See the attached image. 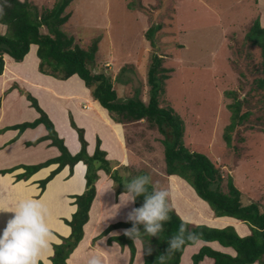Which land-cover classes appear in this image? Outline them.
<instances>
[{
    "label": "rangeland",
    "instance_id": "rangeland-1",
    "mask_svg": "<svg viewBox=\"0 0 264 264\" xmlns=\"http://www.w3.org/2000/svg\"><path fill=\"white\" fill-rule=\"evenodd\" d=\"M28 1L39 12L52 9L57 2ZM65 15L69 19L60 30L72 37L78 48L87 50L98 39L96 67L109 58L114 60L112 72L107 76L120 102L139 98L147 103V76L152 58L156 55L163 59V67L171 73L165 82L160 106L173 108L182 118L186 127L184 141L189 143L191 151L199 148V153L220 155L221 147L230 149L223 140L224 130L230 123L227 106L234 102L233 98L243 101L242 113L248 112L249 117L231 134L232 149H237L239 156L253 155L260 162L259 166L249 167L240 163L242 172L237 170L235 174L241 185H248L252 196L253 193L256 196L257 201L252 203L264 199L259 183L249 182L253 179L247 177L264 173L261 163L264 162V133L261 132L264 94L256 84L261 78V51L244 39L255 20L264 27V6L260 8L255 0H73L62 14ZM154 25L160 26L155 28L152 46L145 33ZM40 32L48 33L45 27ZM5 33L6 27L0 25V35ZM100 71L106 74L104 69ZM225 93L233 95L227 97ZM131 127V131L127 130V142L136 148L142 140L139 155L144 154L145 143L148 149L152 147L150 144L158 147L154 153L158 157L157 166L164 157L160 142L163 137L146 122ZM232 149L224 151L226 160L230 159L229 152L235 153ZM140 157L129 170L112 166L111 169L124 178L146 171L150 177L153 175L154 186L165 188L166 183L157 179L161 174L155 165L148 164L144 155ZM234 158L229 163L232 170L236 169Z\"/></svg>",
    "mask_w": 264,
    "mask_h": 264
},
{
    "label": "trees",
    "instance_id": "trees-1",
    "mask_svg": "<svg viewBox=\"0 0 264 264\" xmlns=\"http://www.w3.org/2000/svg\"><path fill=\"white\" fill-rule=\"evenodd\" d=\"M72 1L57 0L52 9H41L39 12L40 9L28 0H9V6L5 8V15L0 19V25H6V33L0 35V76L5 67L4 56H9L16 63H21L28 54L30 46H36V56L39 60L38 70L41 74L59 81H66L76 75L84 82L92 99L107 111L113 122L127 127L128 130H132L131 126L134 124L144 122L156 128L163 137L160 142L164 148V173L167 176H176L185 181L195 191L196 195L207 203L215 217L234 218L245 223L251 232L249 236L241 238L231 227L215 229L204 225H191L184 222L169 204L170 220L165 223L161 238L145 236L144 240L140 242L143 249V264H160L158 257L167 255L169 247L167 239L179 230L182 223L186 225L188 232L196 233L199 240L195 243L188 242L184 247L176 250L166 260V264H180L185 248L194 246L198 242H216L221 247L232 248L236 255L232 257L211 247L203 246L191 257L192 264H200L205 258L211 259L213 264H264V210L255 203L243 205L241 193L235 187L233 179L230 176L225 179L219 168L206 155L188 149L189 143L186 144L184 141L186 135L184 121L173 108L160 106V98L165 94V82L171 73V70L163 67V59L156 55L152 58L147 76L149 86L147 103L139 98L120 102L108 76L101 71L93 70L98 51V39H95L87 50H82L75 45L72 37H68L60 30L61 26L69 19V16H62V14ZM255 1L256 4H264V0ZM259 1L261 2L258 3ZM159 26L154 25L145 33L152 46L155 44L154 35L157 31L155 28ZM42 27L47 29V34H41L40 28ZM244 39L248 45L258 47L261 51V78L256 84L257 88L264 94V27H260L258 19L255 20ZM13 88L17 89V87ZM19 92L30 103L31 108L39 114V118L30 123L8 127L2 132L16 130L18 134H22L27 129H35L39 125H43L47 135L27 143V146H37L44 141H49L52 147L58 149L60 155L35 166L20 167L24 173L16 176V180L27 181L37 171L51 165H58L45 180L40 182L43 191L46 185L65 167H69L68 177L70 178L78 163L82 162L86 166L85 191L81 195L72 197L73 205L77 209L71 220L65 221L66 225L71 228V233L69 237L62 238L60 244L53 245L54 253L50 258L51 264H67L68 258L83 239V227L89 220V211L96 196L95 185L99 180L98 172L104 171L117 183V195L125 191L121 184L125 178L118 171H112L110 161L106 159L107 154L101 149L99 139L96 141L94 153L92 155L87 153L84 130L75 125L72 117H70V125L78 135L81 149L78 154L71 155L37 100L28 92L21 89ZM225 94L227 97L233 95V93ZM233 101L227 106L230 111V123L225 128L223 135L226 147L230 149H232L231 134L242 126L249 117L248 112L242 113L244 102L239 98H233ZM261 132L264 133V127ZM145 139H149V137L145 136ZM232 150L235 155H238L237 149L233 148ZM12 172L13 170L0 171V174L5 175ZM138 175L150 176L146 171ZM224 183L226 191L223 189ZM151 187L149 186V191H151ZM142 204L143 197H140L135 202L134 207H140ZM131 226V222L118 223L108 227L102 236L108 235L114 229H128ZM139 227L143 231V226ZM113 241L122 248L128 247L130 251L129 264H133L136 253L134 241L126 235L109 239L108 243ZM148 247L152 249L151 254L148 253ZM39 264L44 263L39 262Z\"/></svg>",
    "mask_w": 264,
    "mask_h": 264
},
{
    "label": "crops",
    "instance_id": "crops-1",
    "mask_svg": "<svg viewBox=\"0 0 264 264\" xmlns=\"http://www.w3.org/2000/svg\"><path fill=\"white\" fill-rule=\"evenodd\" d=\"M258 6L261 8L264 4H258ZM36 51V46H30L28 54L21 63L14 62L9 56H4L5 67L3 74L0 76V171L13 170V172L5 175L0 174V208H14L20 200L25 198L43 200L49 208L50 227L56 239L42 252L39 262L51 264L50 258L54 253L53 245L60 244L61 239L69 237L71 233V228L66 225L65 221H70L77 209L73 205L74 200L72 197L81 195L85 191L86 166L82 162L78 163L74 167L73 175L70 178L68 177L69 167H65L46 185L43 191L40 182L45 180L58 165H51L37 171L27 181L16 180V176L24 173V170L20 167L35 166L60 155L58 149L52 147L49 141H44L37 146H27V143L47 135L43 125H39L35 129H27L22 134H18L16 130L2 132L8 127L30 123L39 118V114L31 108L30 103L20 94L19 89L30 93L37 100L40 108L53 123L59 138L63 140L71 155L78 154L81 145L76 131L71 128L70 117L73 118L78 128L84 130L87 153L89 155L94 153L96 141L99 139L101 149L107 154L106 159L110 161L111 166L115 169L129 170V166L143 155V159L148 160V164L155 165L158 157L156 158L154 153L156 149L158 150V147L150 144L155 150L152 147L148 149L146 145L148 143H145L144 154L140 153L139 155L137 152L140 151L143 145L142 140L137 142L138 146L136 148L134 144L127 142L126 134H129L127 127L125 128L121 124L112 121L107 111L92 99L90 91L78 76L74 75L66 81H59L41 74L38 70L39 60ZM113 63H115L114 60L109 58L99 67L94 65L93 70L99 72L104 69L106 75H109L112 72L111 66H113ZM13 87H17V89ZM132 134L131 132L130 135ZM135 139L133 138V140ZM221 149L220 155L207 151L204 155L219 168L225 179L228 176L233 179L235 187L241 193L243 205L251 204L253 200L257 201L254 193L252 196L251 188L247 187L248 185L242 186L235 172L237 170L242 172L240 163L246 165V167L250 165L259 166L260 160L254 158L253 155L250 158H245L239 156V154L235 155L231 151L229 152L230 159L233 156L236 159L234 160V164H236L234 168L236 169L232 170L229 165L231 160L224 158V151H230V149H226L225 146ZM198 150L199 148H194L193 151L197 152ZM261 163L264 164V162ZM153 167H156L161 174L157 179L166 183L165 189L170 193V206L184 222L194 226L204 225L215 229L231 227L241 238L251 234L249 227L241 221L230 217H215L207 203L202 201L185 181L176 176H167L164 173V162H160ZM98 175L99 180L95 185L96 196L89 211V220L83 227V239L68 258L67 264H87L93 255L101 257L103 264H129L130 251L128 247L122 248L114 241L108 243L109 239L124 235L126 228L110 231L108 235L103 236L106 239L102 244H98V241L103 238L102 234L108 227L118 223H128L126 217L134 204L121 207L117 205L120 203L119 197L122 193L117 195L116 187L109 190L113 187V180L104 171L100 170ZM244 176H246L245 173ZM247 177L253 179L249 182L259 183L258 187L262 191L264 190V173L259 174V176L248 175ZM247 177L246 181H248ZM152 179L153 175L151 176ZM259 199L257 204H259L260 209L264 210V199L260 203ZM12 215L13 213L0 212V232L6 227L7 221ZM114 244L116 246L112 248ZM134 246L136 253L133 264H143L142 245L140 242H135ZM203 246L211 247L232 257L236 255L232 248L221 247L216 242H198L194 246L185 248L180 264H192L191 257ZM200 264H213V261L205 258Z\"/></svg>",
    "mask_w": 264,
    "mask_h": 264
},
{
    "label": "clouds",
    "instance_id": "clouds-1",
    "mask_svg": "<svg viewBox=\"0 0 264 264\" xmlns=\"http://www.w3.org/2000/svg\"><path fill=\"white\" fill-rule=\"evenodd\" d=\"M7 6L9 0H0V19L5 15ZM112 184L113 187L109 190L117 185L115 181H112ZM121 184L125 191L119 197L120 203L117 205L120 207L135 204L138 198L143 197V204L131 208L128 212L126 220L131 222L132 226L124 230V235L134 243L142 242L145 236L161 238L164 225L170 220L169 191L152 185L148 175L125 178ZM149 186H152L151 191ZM0 212L13 213L6 227L0 232V264H39L42 252L56 239L50 227V211L47 205L41 199L25 198L14 208H0ZM141 225L143 231L140 230ZM105 239L106 237L99 239L98 244H102ZM198 240L199 236L188 232L186 225L182 223L179 230L167 239V255L158 257L160 264H166V260L188 242L195 243ZM115 246L116 244L112 248ZM151 251L148 247L149 254ZM87 264H103V261L101 257L93 255Z\"/></svg>",
    "mask_w": 264,
    "mask_h": 264
}]
</instances>
